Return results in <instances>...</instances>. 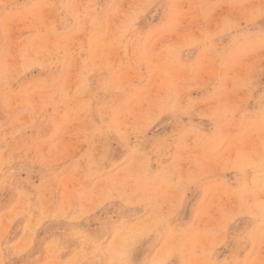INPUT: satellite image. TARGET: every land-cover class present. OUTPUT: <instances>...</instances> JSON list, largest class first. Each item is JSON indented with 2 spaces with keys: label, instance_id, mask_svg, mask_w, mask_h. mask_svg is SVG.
Instances as JSON below:
<instances>
[{
  "label": "rangeland",
  "instance_id": "obj_1",
  "mask_svg": "<svg viewBox=\"0 0 264 264\" xmlns=\"http://www.w3.org/2000/svg\"><path fill=\"white\" fill-rule=\"evenodd\" d=\"M263 61L264 0H0V264H264Z\"/></svg>",
  "mask_w": 264,
  "mask_h": 264
},
{
  "label": "bare ground",
  "instance_id": "obj_2",
  "mask_svg": "<svg viewBox=\"0 0 264 264\" xmlns=\"http://www.w3.org/2000/svg\"><path fill=\"white\" fill-rule=\"evenodd\" d=\"M259 14H260V13H259ZM259 16H260V15H259ZM83 36H84V35H83ZM62 42H63V41H62ZM159 44H160V43H159ZM257 61H258V60H257ZM257 61H256V62H257ZM263 62H264V61H263ZM256 64H258V62H257ZM260 64H262V62H261ZM256 66H257V65H256ZM259 68H260V67H259ZM259 74H260V73H259ZM259 74H258V75H259ZM261 75H262V74H261ZM257 79H258V78H257ZM263 146H264V145H263ZM262 149H264V147H263ZM256 152H257V151H256ZM240 161H241V160H240ZM241 162H242V161H241ZM260 167H261V168H259V169H263L262 166H260ZM240 169H241V167H240ZM263 170H264V169H263ZM243 171H244V168H243ZM243 171H242V172H243ZM244 172H245V171H244ZM254 183H255V182H254ZM254 183H253V184H254ZM257 185H258V184H257ZM261 188H262V187H261ZM257 189H258V188H257ZM257 191H259V190H257ZM261 192H262V191H261ZM257 193H259V192H257ZM258 197H259V196H258ZM260 203H261V202H260ZM252 204H253V203H252ZM252 204H251V205H252ZM251 205H249V207H250ZM254 205H255V207H256V204H253L252 206L254 207ZM263 205H264V204H263ZM236 206H237V205H236ZM260 206H261V204H260ZM244 207H245V206H244ZM246 207H247V206H246ZM257 207H258V206H257ZM257 207H256V209H258ZM261 207H262V206H261ZM236 208H237V207H236ZM245 209H246V208H245ZM247 210H248V209H247ZM261 210H262V209H260V211H261ZM260 211H259V209H258V212H259V213H260ZM251 214H252V213H251ZM261 215H262V213H261ZM255 216H256V215H255ZM257 217L259 218L260 216H257ZM261 217H263V216H261ZM258 218H257V219H258ZM263 218H264V217H263ZM257 219H256V220H257ZM256 220H255V222H256ZM263 221H264V220H263ZM257 223H258V222H257ZM257 223H256V224H257ZM262 223H263V222H262ZM261 225H262V224H261ZM255 226H256V225H255ZM61 229H62V228H61ZM261 229H262V228H261ZM263 230H264V229H263ZM259 233H260V231H259ZM42 234H43V233H42ZM256 234H257V233H256ZM94 236H95V235H94ZM257 237H258V236H257ZM256 241H257V240H256ZM247 254H248V253L243 254V255H246V256H247ZM239 256H240V254H239ZM28 257H29V256H28ZM235 257H236V256H235ZM243 258H244V257H241V259H243ZM239 263H241V262H239ZM251 263H252V262L247 263V264H251Z\"/></svg>",
  "mask_w": 264,
  "mask_h": 264
}]
</instances>
